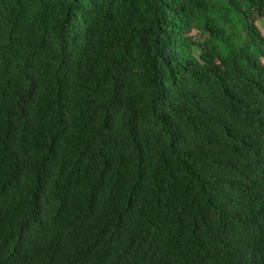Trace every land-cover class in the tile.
I'll use <instances>...</instances> for the list:
<instances>
[{
    "label": "trees",
    "instance_id": "16d2710c",
    "mask_svg": "<svg viewBox=\"0 0 264 264\" xmlns=\"http://www.w3.org/2000/svg\"><path fill=\"white\" fill-rule=\"evenodd\" d=\"M264 0H0V264H264Z\"/></svg>",
    "mask_w": 264,
    "mask_h": 264
},
{
    "label": "rangeland",
    "instance_id": "374dc122",
    "mask_svg": "<svg viewBox=\"0 0 264 264\" xmlns=\"http://www.w3.org/2000/svg\"><path fill=\"white\" fill-rule=\"evenodd\" d=\"M257 25H258V27L260 28L261 32L264 35V19L262 21H258ZM262 61H263V64H264V60H262Z\"/></svg>",
    "mask_w": 264,
    "mask_h": 264
}]
</instances>
